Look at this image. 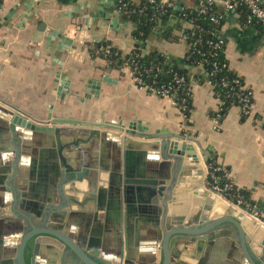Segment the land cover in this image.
<instances>
[{
	"label": "crops",
	"instance_id": "1",
	"mask_svg": "<svg viewBox=\"0 0 264 264\" xmlns=\"http://www.w3.org/2000/svg\"><path fill=\"white\" fill-rule=\"evenodd\" d=\"M169 1L176 9L189 11L201 0ZM127 2L124 10L119 0H5L0 6V108L40 126L50 125L53 118L108 124L109 127L99 130L119 134V139L125 133L116 127L128 128L134 123L140 133L167 135L169 140L194 146L197 152L200 148L206 150L214 154L211 159L228 169L233 184L252 191V198L261 206L259 215L245 214L264 227V29L251 20L249 12L242 7L236 5L234 9H227L226 0H216L225 12L220 33L229 66L252 92L250 115H245L240 105H234L216 125L213 114L218 112L220 99L208 80L192 81L193 109L186 119L172 98L160 97L138 86L128 73L112 67L106 58L92 54L89 45L95 42L108 41L123 55L131 53L139 43L134 36L138 23L133 12L142 7V0ZM155 21L152 30L144 33V40L140 41L144 52L158 51L174 59H183L189 50L184 35L185 29L190 27L188 21L178 17L168 23ZM92 81L99 84V93L86 98ZM11 120L5 124L0 119V159L7 158L11 162L12 174L24 137L12 130ZM133 138L143 140L138 136ZM101 143H90L89 152L82 149V144L80 156L95 164L105 162L111 168L118 155L116 142L108 141L105 152ZM36 145L31 137L23 146L33 151ZM199 156L207 175L208 163L203 162L201 154ZM120 157L122 159L123 154ZM69 162L77 164L75 160ZM15 166L17 173L19 163ZM101 172L99 178L104 180L107 173ZM24 173L15 175L20 192L27 189L30 182L37 181L36 168L31 167L30 171L29 166ZM0 174H3L1 168ZM74 188L71 189L69 184L65 187L70 195H76L78 187ZM44 189L47 191L50 187ZM177 191L180 193L174 195L171 203L175 211L188 201L182 197L181 189ZM53 199L55 203L59 202V197ZM190 207V211L196 210L194 202ZM217 215L212 213L210 216L215 218ZM110 217L112 223L117 222L119 214L111 211ZM98 221L107 233L106 211L98 213ZM130 222L134 246L145 248L138 243L150 240L152 224L139 216L132 217ZM108 233L112 243L116 244L118 232L110 230ZM230 249L217 254L213 251L209 261L242 264L238 251H234L233 260L229 258ZM194 253L195 249L190 248L183 256L193 260ZM139 259L138 263L149 264L155 258L148 252Z\"/></svg>",
	"mask_w": 264,
	"mask_h": 264
},
{
	"label": "water",
	"instance_id": "2",
	"mask_svg": "<svg viewBox=\"0 0 264 264\" xmlns=\"http://www.w3.org/2000/svg\"><path fill=\"white\" fill-rule=\"evenodd\" d=\"M98 93L99 84L92 81L85 97ZM0 110L2 122L12 119V130L24 137L14 160L20 166L17 173L14 165L11 174L7 158L0 159V164L7 165L0 166V264H144L138 263L139 256L148 252L155 258L149 264H215L209 261L211 253L230 248L232 260L238 251L242 264H264V227L245 214V206L234 207L206 184L199 154L204 163L214 154L201 148L197 152L194 146L169 140L167 135L140 133L134 123L128 128L116 127L125 133L119 139V134L99 130L108 124L53 118L50 125L40 126L5 108ZM31 137L37 142L33 151L23 146ZM112 139L118 155L111 168L80 156L82 144L89 152L90 143L102 141L105 152ZM70 159L77 164H71ZM29 166L30 171L36 168L37 181L20 192L15 175H24ZM100 171L107 175L99 184ZM68 184L71 189L78 187L76 195L67 193ZM177 189L188 201L175 211L171 203L180 193ZM54 197H60L59 202L55 203ZM191 202L196 204L195 211H190ZM24 211L35 219L42 216L47 223L33 224L26 231L24 220L29 214ZM101 211H106L107 233L98 221ZM111 211L119 214L117 222L110 221ZM212 213L218 215L211 218ZM134 216L145 217L152 224L150 240L138 243L145 248L133 244L130 221ZM110 230L118 232L116 244L108 237ZM190 248L195 249L193 260L183 256ZM69 251L79 261H64Z\"/></svg>",
	"mask_w": 264,
	"mask_h": 264
},
{
	"label": "trees",
	"instance_id": "3",
	"mask_svg": "<svg viewBox=\"0 0 264 264\" xmlns=\"http://www.w3.org/2000/svg\"><path fill=\"white\" fill-rule=\"evenodd\" d=\"M141 5L145 6L144 13H134L135 21L138 23L134 36L139 43L136 44L132 53L123 55L110 42L100 41L93 43L92 54L106 58L114 68H117V65L124 64L128 59L134 61L133 65L138 67L137 73L146 83L153 85L157 89L163 86L171 87V94L174 95L178 104L181 103L183 97L188 99V108L185 110V114L188 117L191 115L193 106L192 97L187 96L186 92L189 85H191L192 78L198 77L200 81H211L217 97L223 102L222 109L213 114V116L221 114L219 119L221 122L232 106L240 105L238 94L251 92V89L246 86L244 79L230 68L225 55L224 44L216 46L222 39L220 30L225 12L217 4L212 5L211 9L205 13L200 12L199 8L185 11L166 7L164 10H157L145 1H142ZM237 5L248 13L246 6L242 2H238ZM213 15L221 17L219 23L212 21ZM176 17L187 20L190 24V27L184 31L185 38L189 44L187 55L183 59L178 60L158 51L144 52V46L141 45L140 41L144 40V33L148 34L152 30L155 20L168 23ZM196 25L201 26L203 30L197 29ZM106 50H108V53ZM114 61H118V64H115ZM181 77L185 78V81L182 84H178L175 78ZM235 80L240 83H235ZM223 81H227L230 84L225 86ZM218 165L219 163L215 159L208 161L209 186L218 184L221 187H225L228 184L230 188L224 191L227 199L233 203H239L241 200L242 205L247 210L256 209L258 211L261 206L259 202L252 198V191L239 188L233 184L228 176V169L216 170Z\"/></svg>",
	"mask_w": 264,
	"mask_h": 264
},
{
	"label": "built area",
	"instance_id": "4",
	"mask_svg": "<svg viewBox=\"0 0 264 264\" xmlns=\"http://www.w3.org/2000/svg\"><path fill=\"white\" fill-rule=\"evenodd\" d=\"M4 1L5 0H0V6ZM35 1H41V0H35ZM142 1H145L148 4H151V6L155 7L157 10H164L166 7L175 8L174 4L171 3L169 0H142ZM119 2H120L121 7L125 10L128 6L127 0H119ZM238 2H242L246 6V8L249 12V15H250V19L259 23L262 26V28L264 29V0H226V8L227 9H234L235 6L238 4ZM214 4H216V0H201L197 4L196 9L199 8L200 12L205 13V12H208L211 9L212 5H214ZM144 10H145V6L142 5V8L134 10L133 14L134 13H142L143 14ZM220 18H221L220 16L215 17L213 15L212 21L214 23H219ZM196 28L199 30H203V28L199 25H196ZM222 43H223V40L221 39V41L216 46L218 47ZM89 46L92 47V44ZM106 52L108 53V50H106ZM131 53H129V54H131ZM117 62L118 61H114L115 64H118ZM133 64H134V61H130V59H128L124 64L117 65V68L120 69L124 73H128L133 78L134 82L138 86H140L142 88H146L150 92L156 93L160 97L172 98L174 100L175 104L178 105V107L180 108V110L182 111V113L184 114L186 119H189V117L185 114V110L188 108V105H187L188 99L186 97H183L181 100V103L178 104V102L175 100L174 95L171 94V87H164L163 86L162 88L157 89L153 85L146 83L143 80V78L137 73L138 67L136 65H133ZM175 79H176V82L178 84H182L185 81V78H183V77L175 78ZM194 80L200 81V78L193 77L192 81H194ZM192 81H191V83H192ZM209 83L212 84L211 81H209ZM235 83L238 84L240 82L238 80H235ZM223 84L225 86H228L230 83L227 81H223ZM243 90H244V88H243ZM191 93L192 92H191L190 85H189L187 92H186V95L189 97H192ZM238 98H239V103H240V106H241L244 114L250 115L251 114V108H252V92H242V93L238 94ZM222 105H223V102L220 101V107L218 109V112L222 109L221 108ZM220 117H221V114L217 115V116H213V120H214L216 125H219ZM216 170H220V171L225 170V166L219 164L218 166H216ZM206 184L212 191H214L218 195H221L224 197H225L224 191L227 190L228 188H230V186L228 184L225 187H221L218 184H215V185L210 187L209 182H208V174L206 175ZM241 202L242 201L240 200L239 203H234V204L238 208H240L241 206H243ZM245 211L247 212V209ZM249 213L251 215H253L254 217H258V215H259L258 211L256 209L249 210Z\"/></svg>",
	"mask_w": 264,
	"mask_h": 264
},
{
	"label": "flooded vegetation",
	"instance_id": "5",
	"mask_svg": "<svg viewBox=\"0 0 264 264\" xmlns=\"http://www.w3.org/2000/svg\"><path fill=\"white\" fill-rule=\"evenodd\" d=\"M59 200H60V197H59ZM19 204V202H18ZM18 208V207H17ZM21 208V207H20ZM21 210V209H19ZM25 212V211H24ZM26 214H29L28 212H25ZM34 215V214H33ZM31 214H29L28 216L25 217V220H24V229L26 231L28 230H31L32 229V225H37L39 224L40 226H43L45 223H47L45 221V218H43L42 216L40 218H37L35 219V216H33ZM24 230V231H25ZM31 248H32V241L29 243V245L27 246V253H26V256L27 258L29 259L30 257V253H31ZM63 260L64 261H71V260H74V261H79L77 256L75 254H73L72 252H68L66 255H64L63 257ZM29 262V261H28Z\"/></svg>",
	"mask_w": 264,
	"mask_h": 264
},
{
	"label": "rangeland",
	"instance_id": "6",
	"mask_svg": "<svg viewBox=\"0 0 264 264\" xmlns=\"http://www.w3.org/2000/svg\"><path fill=\"white\" fill-rule=\"evenodd\" d=\"M231 202V201H230ZM233 203V202H232ZM246 212V211H245ZM247 212L249 213V210H247Z\"/></svg>",
	"mask_w": 264,
	"mask_h": 264
}]
</instances>
